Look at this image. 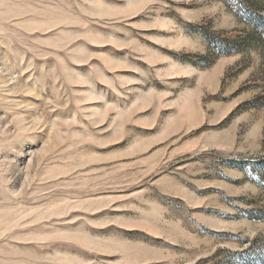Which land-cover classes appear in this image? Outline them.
Returning a JSON list of instances; mask_svg holds the SVG:
<instances>
[{"label":"rangeland","instance_id":"rangeland-1","mask_svg":"<svg viewBox=\"0 0 264 264\" xmlns=\"http://www.w3.org/2000/svg\"><path fill=\"white\" fill-rule=\"evenodd\" d=\"M0 264H264V0H0Z\"/></svg>","mask_w":264,"mask_h":264}]
</instances>
